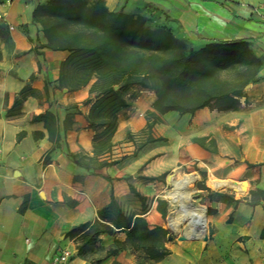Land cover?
Listing matches in <instances>:
<instances>
[{
  "label": "crops",
  "instance_id": "0c3cea01",
  "mask_svg": "<svg viewBox=\"0 0 264 264\" xmlns=\"http://www.w3.org/2000/svg\"><path fill=\"white\" fill-rule=\"evenodd\" d=\"M47 1L0 0V264H54L61 250L70 251L64 264H264V0H105L110 10L150 7L194 49L246 40L260 65L232 107L170 110L151 128L157 95L134 87L118 114L113 152L103 158L125 157L96 168L84 165L101 130L87 119L89 86L60 87L68 52L41 46L34 10ZM47 112V120L36 118ZM191 169L207 237L179 233L171 223L177 205L155 189L164 180L147 179ZM112 195L132 224L143 216L150 228L168 230L163 255L151 256L134 245L130 228L100 218ZM96 220L110 229L80 254L84 231L68 232Z\"/></svg>",
  "mask_w": 264,
  "mask_h": 264
},
{
  "label": "trees",
  "instance_id": "16d2710c",
  "mask_svg": "<svg viewBox=\"0 0 264 264\" xmlns=\"http://www.w3.org/2000/svg\"><path fill=\"white\" fill-rule=\"evenodd\" d=\"M156 18L150 7L144 13L110 10L105 0H48L34 10V20L41 24L46 38L41 46L68 52L61 64L59 86L70 91L89 86L86 102L91 107L87 119L92 128L101 130L95 137L94 153L84 164L88 168L114 165L125 157L103 158L113 152L118 114L129 105L128 95L134 96V87L153 89L157 95L153 104L156 114L148 121L151 128L160 119L159 114L170 110L184 114L203 107H232L260 65L246 40L212 41L194 49ZM28 92L26 87L21 95ZM20 101L16 100V105ZM50 116L47 112L36 118L47 120ZM153 140L149 136L134 154ZM165 176L147 179L164 180ZM130 187L144 203L146 197ZM161 202L158 199V208L165 215ZM99 216L112 220L119 228H130L134 245L151 256L166 252L160 246L168 230L160 225L150 228L143 216L134 217L132 224L113 195L110 203L99 210ZM109 229L99 220L89 221L73 227L68 235L84 231L78 246L83 254Z\"/></svg>",
  "mask_w": 264,
  "mask_h": 264
},
{
  "label": "bare ground",
  "instance_id": "6f19581e",
  "mask_svg": "<svg viewBox=\"0 0 264 264\" xmlns=\"http://www.w3.org/2000/svg\"><path fill=\"white\" fill-rule=\"evenodd\" d=\"M195 178L194 174H186L182 177L171 176L170 181L174 184L175 189L168 192L177 205V210L171 215L172 226L178 229L180 224L187 220L186 233L190 238L191 236L203 237L207 234V215L204 207L189 202L193 192L192 183ZM215 187L217 186L215 185Z\"/></svg>",
  "mask_w": 264,
  "mask_h": 264
},
{
  "label": "rangeland",
  "instance_id": "374dc122",
  "mask_svg": "<svg viewBox=\"0 0 264 264\" xmlns=\"http://www.w3.org/2000/svg\"><path fill=\"white\" fill-rule=\"evenodd\" d=\"M138 91H134L133 95H136ZM193 169L191 170H176L174 172H171V175L172 176H175V177H182L183 175H186V174H193ZM155 189L157 190V192H160L161 194L165 195V196H169V193L170 191H172L173 189H175V186L174 184L170 181V179L168 178V176H165V179H164V182L163 183H160V187H155ZM192 189H193V192H192V196H191V199L189 200V202L195 204V205H200L201 206V200L198 199V197H196V192L194 191L195 189V182L193 181L192 183ZM155 190V191H156ZM174 191V190H173ZM175 207V206H174ZM177 210V209H176ZM175 212V211H174ZM187 225H188V221H183L181 224H180V228L178 230L179 233H185L186 230H187Z\"/></svg>",
  "mask_w": 264,
  "mask_h": 264
},
{
  "label": "built area",
  "instance_id": "2783aa9c",
  "mask_svg": "<svg viewBox=\"0 0 264 264\" xmlns=\"http://www.w3.org/2000/svg\"><path fill=\"white\" fill-rule=\"evenodd\" d=\"M70 257V251L61 250L54 258V264H64Z\"/></svg>",
  "mask_w": 264,
  "mask_h": 264
},
{
  "label": "water",
  "instance_id": "95a60500",
  "mask_svg": "<svg viewBox=\"0 0 264 264\" xmlns=\"http://www.w3.org/2000/svg\"><path fill=\"white\" fill-rule=\"evenodd\" d=\"M184 238V237H183Z\"/></svg>",
  "mask_w": 264,
  "mask_h": 264
}]
</instances>
